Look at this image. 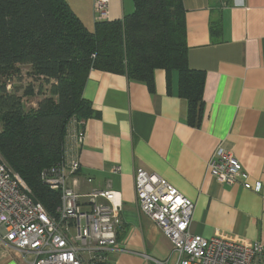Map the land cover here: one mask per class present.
Here are the masks:
<instances>
[{"label":"crops","instance_id":"1","mask_svg":"<svg viewBox=\"0 0 264 264\" xmlns=\"http://www.w3.org/2000/svg\"><path fill=\"white\" fill-rule=\"evenodd\" d=\"M64 1L92 31L93 0ZM181 2L187 65L203 75L195 117L188 119L174 71L155 70L148 87L91 70L82 91L93 115L76 149L78 190L108 184L122 198V224L108 264L176 263L170 242L137 206V169L158 175L194 203L191 233L264 247V0ZM134 8V0H109L108 21H122ZM218 146L240 162L251 184H261L259 192L211 178L207 163ZM3 236L0 227V264H31V255L7 246Z\"/></svg>","mask_w":264,"mask_h":264},{"label":"trees","instance_id":"2","mask_svg":"<svg viewBox=\"0 0 264 264\" xmlns=\"http://www.w3.org/2000/svg\"><path fill=\"white\" fill-rule=\"evenodd\" d=\"M134 5L122 21L98 22L90 31L64 0H0V158L49 213L60 193L43 185L40 173L60 162L70 123L78 133L93 115L82 96L91 70L148 87L155 70L168 76L174 71L189 120L202 103L203 75L187 65L181 0H134ZM24 67L49 86L29 109L6 84ZM33 94L32 86L23 91Z\"/></svg>","mask_w":264,"mask_h":264},{"label":"built area","instance_id":"3","mask_svg":"<svg viewBox=\"0 0 264 264\" xmlns=\"http://www.w3.org/2000/svg\"><path fill=\"white\" fill-rule=\"evenodd\" d=\"M108 3L109 0H93L95 23L108 21ZM73 124L68 127L60 162L40 173L41 183L60 193L59 205L53 213L34 200L18 175L0 158L3 242L30 254L31 264H108L107 253L116 250L122 224L121 194L108 184L102 189L79 192L76 149L83 143L84 132L73 133ZM207 169L218 185L238 183L254 192L261 189L259 182H249L240 162L221 146L213 152ZM117 171L118 168L113 169L114 173ZM134 194L140 211L170 242L177 256L175 264H264V247L260 243L245 247L191 233L194 203L158 175L137 169Z\"/></svg>","mask_w":264,"mask_h":264},{"label":"rangeland","instance_id":"4","mask_svg":"<svg viewBox=\"0 0 264 264\" xmlns=\"http://www.w3.org/2000/svg\"><path fill=\"white\" fill-rule=\"evenodd\" d=\"M27 68L22 69V74L19 78H12L7 82V91L15 92L22 98V105L25 109L34 108L36 104L48 93L49 86L41 82V78H31L27 75ZM27 86H32L34 94L32 96H24L23 91Z\"/></svg>","mask_w":264,"mask_h":264},{"label":"bare ground","instance_id":"5","mask_svg":"<svg viewBox=\"0 0 264 264\" xmlns=\"http://www.w3.org/2000/svg\"><path fill=\"white\" fill-rule=\"evenodd\" d=\"M137 202V201H136ZM137 206H138V204H137ZM138 208H139V206H138Z\"/></svg>","mask_w":264,"mask_h":264}]
</instances>
